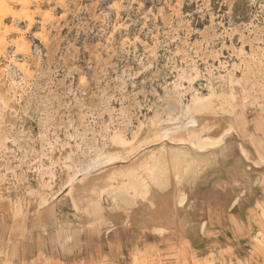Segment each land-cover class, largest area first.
<instances>
[{"label":"rangeland","instance_id":"374dc122","mask_svg":"<svg viewBox=\"0 0 264 264\" xmlns=\"http://www.w3.org/2000/svg\"><path fill=\"white\" fill-rule=\"evenodd\" d=\"M35 8L26 49L11 34L0 53V264H223L219 244L239 241L264 264V0ZM187 106L217 144L137 146ZM104 146L134 154L71 184ZM240 201L257 230L233 240Z\"/></svg>","mask_w":264,"mask_h":264},{"label":"bare ground","instance_id":"6f19581e","mask_svg":"<svg viewBox=\"0 0 264 264\" xmlns=\"http://www.w3.org/2000/svg\"><path fill=\"white\" fill-rule=\"evenodd\" d=\"M39 1L40 0H0V53L5 51L8 43L7 37L11 34H16L15 38H11L12 44L15 45L16 48H19V51L22 48H25L23 36L18 35L22 32L19 27V23L23 19L28 21V24L30 25L34 23L37 9L35 8V5L38 6ZM33 8H35V10ZM46 13L44 12V15ZM47 15L48 14H46L45 17ZM9 18L11 19V22L9 21ZM161 113V111L158 112L155 117L153 115L154 119L150 122L148 121V124L145 122L137 140V146L140 148L160 141L187 143L197 149L209 148L210 146H214L218 143L217 141H213L209 136L203 135V133L199 131L200 127L203 125L202 119L195 110L190 109L188 106L181 115L186 117V122H184L183 125H180L181 118H178L176 121L170 123V120L167 118L172 116L167 110L164 111V117ZM127 145L130 144L127 143ZM115 146H104L105 148L100 149L96 152V154L94 153L95 156L92 159L75 171L74 175L70 178V183L73 185L79 184L80 181L78 180V177L83 176V182L91 185L93 184V181L98 178L107 176L106 173H103V171L106 170L104 167L114 162L126 160L134 154V152L128 153L127 151H124L121 148H116ZM133 147L135 146L133 145Z\"/></svg>","mask_w":264,"mask_h":264},{"label":"crops","instance_id":"0c3cea01","mask_svg":"<svg viewBox=\"0 0 264 264\" xmlns=\"http://www.w3.org/2000/svg\"><path fill=\"white\" fill-rule=\"evenodd\" d=\"M165 142H168V141H165ZM181 144H185V145L189 146L190 148L197 149V148H195L192 145L187 144V143H181ZM205 149H207V148H205ZM197 150H203V149L198 148ZM140 159L141 160H139V161L137 160V162H136V166H138V167H141V165L145 162L146 156L145 155L141 156ZM106 167H104V168H106ZM101 169H103V168H101ZM239 203H241V204H238V206L235 205L236 213L234 212V213L228 214V219L229 220L231 219V220L236 222V226L232 225L233 240L237 239V236H241L242 234L244 235V234L250 232V230L253 232H256V230H257L256 225L251 224V222H250L251 219L253 218L254 214H253L252 210L248 208L247 201L246 202L240 201ZM251 227H252V229H251ZM227 228H229V226ZM236 229H238V231H239L238 234H236ZM241 231H243V233ZM227 239L231 240L228 237H227ZM238 239H240V238H238ZM241 242L242 241H239L237 243H223V242H221V244H219V246L221 247V251H222L223 264H225V263L229 264L230 260L233 263H238L240 261V262L246 263V264H259V263L261 264L262 260L257 258L255 256V254H251V252L253 251L254 245L250 244L249 242H243V243H241ZM213 243L214 242L206 244L205 248H207V253H206L205 258H207V259L202 258V259H200L201 262H204V261L210 262L213 260L211 258H213L214 256H217V254H218L217 252H219L220 249L217 248V244H214L215 245V247H214ZM252 256L254 257L253 259L251 258ZM191 263H193V262H191Z\"/></svg>","mask_w":264,"mask_h":264}]
</instances>
